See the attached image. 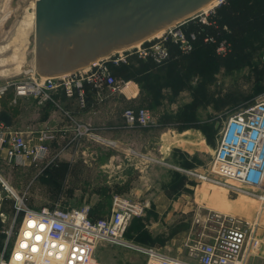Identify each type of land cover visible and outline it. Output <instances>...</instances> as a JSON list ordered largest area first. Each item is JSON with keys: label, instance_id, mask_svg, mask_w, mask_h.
Returning <instances> with one entry per match:
<instances>
[{"label": "rangeland", "instance_id": "rangeland-1", "mask_svg": "<svg viewBox=\"0 0 264 264\" xmlns=\"http://www.w3.org/2000/svg\"><path fill=\"white\" fill-rule=\"evenodd\" d=\"M36 1L21 0L15 9H11V0H0V85L9 79L28 77L27 72L35 68ZM206 10L198 14H203V18L191 19L182 27L185 35L197 36L190 53H183L168 42L171 58L161 65L141 59L136 50L124 54L118 63L114 59L119 55L109 60L107 67L120 90L133 87L139 92L134 103H126L122 94L113 105L107 101L101 103L102 111H112L116 116H123L124 111L132 107H145L154 112L152 124L155 127L146 132L135 130L127 136H158L165 128L174 130L175 135L168 140L175 147L173 159L188 168L186 173L180 172L179 178L175 177V194L181 198L184 194L181 191L190 186L193 200L190 207L157 205L162 193L170 194L164 191L168 187L164 183L171 168L168 165L159 167L161 165L154 162H151L154 166L150 173L155 177V183L150 189L142 193L113 191L108 185L107 174L113 166L100 168L106 164L109 150L113 148L107 142H97V138L91 137H108L107 120L95 119L91 114L79 122L63 123L68 127L66 133L55 126L46 129L59 137L48 143V160L20 167L2 163L0 177L3 181L18 195L25 196L34 208L91 205L97 216L106 217L116 195L148 203L144 215L131 223L126 240L137 247L153 248L169 255H178L189 239L197 238L201 224L210 213L252 220L261 211V226L246 264H264V207L261 208L260 203L234 181L223 179L218 183L199 178L200 174L208 172L220 131L228 117L264 97V0H223ZM101 87L99 94L109 95L111 90ZM9 100L7 98V102ZM93 103L94 100H89L88 106ZM51 104L58 106L59 102L55 99ZM28 105L34 110L30 116L40 113L37 103L36 106L29 101ZM64 105L77 106L70 99ZM28 119L27 113L17 119L18 127H24ZM79 125L83 126L82 131L85 127L90 131L77 137ZM188 127H193L190 129L194 131L195 139L189 134L178 135ZM148 146L153 153L157 151L155 140ZM134 147L140 150L141 145ZM113 150L117 151L118 157L122 156V148ZM186 151L195 152V156L185 154ZM153 157L157 158V155ZM66 163H72L73 167H67ZM131 163L133 165L130 164L128 169L133 171L134 163ZM11 220L12 215L5 224L0 221V257L9 255L12 241L6 244L3 231ZM96 256L103 264L146 262L144 254L112 244L100 245Z\"/></svg>", "mask_w": 264, "mask_h": 264}, {"label": "built area", "instance_id": "built-area-1", "mask_svg": "<svg viewBox=\"0 0 264 264\" xmlns=\"http://www.w3.org/2000/svg\"><path fill=\"white\" fill-rule=\"evenodd\" d=\"M198 14L191 19L203 18V14ZM188 21L73 74L43 77L35 68L30 69L28 77L9 79L0 85V100L12 91L13 103L21 98H33L42 107L54 103L55 93L62 90L67 99L74 100L78 109L84 111L88 108L90 93L99 95L101 86L112 92L120 90L107 67L109 60L117 55L120 57L114 59L116 63L123 60L124 54L136 50L141 59L161 65L171 58L168 42L181 52L190 53L197 36L184 34L182 27ZM154 118V112L145 107L128 108L123 113L126 125L132 128L148 127ZM82 128L78 126L77 137L90 131ZM53 139L50 132L42 131L37 141L31 143L22 132L0 124V149L4 150V161L9 166H31L47 161L48 143ZM199 178L218 183L223 179L234 181L264 207V97L228 117L208 172ZM3 186L13 205L11 224L3 233L6 244L12 242L8 257L1 255L0 264H103L96 256L102 244L134 249L146 256L145 264H246L261 226V211L252 220L210 213L201 224L197 238L189 239L178 255H169L157 249L137 247L126 240L131 223L144 215L148 203L116 195L110 213L92 220L90 205L34 208L6 182ZM0 219L3 224L8 221L4 213H0Z\"/></svg>", "mask_w": 264, "mask_h": 264}, {"label": "water", "instance_id": "water-1", "mask_svg": "<svg viewBox=\"0 0 264 264\" xmlns=\"http://www.w3.org/2000/svg\"><path fill=\"white\" fill-rule=\"evenodd\" d=\"M21 0H11L15 9ZM215 0H37L35 70L60 77L184 23Z\"/></svg>", "mask_w": 264, "mask_h": 264}, {"label": "crops", "instance_id": "crops-1", "mask_svg": "<svg viewBox=\"0 0 264 264\" xmlns=\"http://www.w3.org/2000/svg\"><path fill=\"white\" fill-rule=\"evenodd\" d=\"M119 92L120 93L110 91L107 96L103 94L93 95L91 99L94 100V103L90 107L88 106L84 111L79 110L77 106H65L64 102L68 101V99L62 90L57 91L54 95L56 101L59 102L58 106L50 104L44 107L37 106L33 98H21L17 100V103H13L14 93L12 92L13 97L11 100L7 102V98L4 97L0 100V124L22 132L27 140L34 143L37 141L42 131H47L46 129L49 130L50 128L52 129L53 126L61 128V130H64L66 133L68 127L62 124H68L69 120L79 122V120L84 119V117L89 116V114L95 119L107 120L106 129L108 130V137L103 139V137L96 135V141L107 142L109 147L113 149H123V154L120 157H118L116 150L110 149L111 151L109 150L106 164L100 166L101 169L105 166L108 168L113 166V168L109 169L110 171H107V174H109L108 185L111 189L113 191H131L135 193L145 192L155 183V177L153 175L151 176L150 173V168L154 166L151 162L160 164L161 166L159 167L168 165L167 167L171 168V170L167 173L168 177L164 184L168 185V187L164 191H169L168 193L170 194L165 195L162 193L157 199V205L163 207H177L179 205L190 207V201H193L192 193L189 190V188H191L190 186H187V189L181 191L182 193L184 192L181 198L179 197L180 195L175 194L176 190L174 187L177 185L176 180L179 178L180 172L184 174L188 171V168L173 159V148L175 147H172L174 145L169 144L168 140L172 138V134L175 135L174 130L165 128L160 131L158 136H149L148 134H143L144 136L139 135L137 137L127 136V134L135 130H143V132H146V130L152 129L155 126L152 124L148 127H128L123 116H116L112 111H102L101 103L107 101L109 104L113 105L112 103L120 96L119 94H122L121 98L126 101V103H134L139 91L133 87H126V89L120 90ZM29 101L35 103L40 113H33L30 116V113L34 112V110L32 111V108H29ZM26 113L29 117L28 122L24 127L20 128L16 120L23 118ZM37 116H39L38 119ZM122 133L124 135H122ZM186 134L191 135L194 139L196 138L192 129L182 130L178 135L184 136ZM57 138L59 139V137L54 136V139ZM153 140L157 143V151H155V153H153L148 146ZM139 144L141 148L140 150H136L134 146ZM154 154L157 155V158L153 157ZM185 154L191 157L195 156V152L186 151ZM91 155L94 156L93 153H91ZM4 157L5 152L0 149V166L2 163H5ZM96 157L98 158L99 155H96ZM132 161L134 163L133 171L132 169H128L130 164L133 165L131 163ZM126 163L129 164L126 165ZM66 165L67 167H73L72 163H66ZM3 182V179L0 177V213H4V215L9 218L13 215V205L5 191Z\"/></svg>", "mask_w": 264, "mask_h": 264}, {"label": "trees", "instance_id": "trees-1", "mask_svg": "<svg viewBox=\"0 0 264 264\" xmlns=\"http://www.w3.org/2000/svg\"><path fill=\"white\" fill-rule=\"evenodd\" d=\"M148 63H151V64H153V62L152 61H147ZM94 95V93H90V97H89V100L91 99V97ZM12 97H13V93H12V91L11 92H9L6 96H4V98H8V99H12ZM51 103H49L48 105H50ZM133 108V107H132ZM142 108V107H141ZM151 110V109H150ZM190 128H193V127H188V128H185V129H190ZM184 129V130H185ZM118 192H120V191H118ZM112 201H113V199H112ZM111 205H112V203H111ZM82 207V206H81ZM112 207V206H111ZM90 217H91V219L92 220H97V219H100V218H104V217H100V216H97L96 215V213H95V211L93 210V207H91V213H90ZM134 221V220H133ZM1 223V222H0Z\"/></svg>", "mask_w": 264, "mask_h": 264}, {"label": "bare ground", "instance_id": "bare-ground-1", "mask_svg": "<svg viewBox=\"0 0 264 264\" xmlns=\"http://www.w3.org/2000/svg\"><path fill=\"white\" fill-rule=\"evenodd\" d=\"M219 3H218V0H215V1H213L212 3H210L209 5H207L205 8H203V10H206V9H208V8H213L214 6H216V5H218ZM207 11V10H206ZM205 14V13H204ZM35 18V17H34ZM163 31H165V30H163ZM163 31H161V32H159V33H157L154 37H157V36H159ZM140 45V43L139 44H137V45H135V46H133V47H138Z\"/></svg>", "mask_w": 264, "mask_h": 264}]
</instances>
